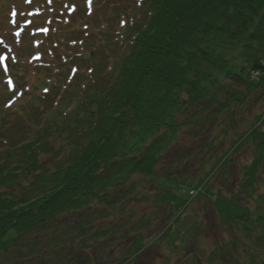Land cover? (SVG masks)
Instances as JSON below:
<instances>
[{"label":"trees","instance_id":"1","mask_svg":"<svg viewBox=\"0 0 264 264\" xmlns=\"http://www.w3.org/2000/svg\"><path fill=\"white\" fill-rule=\"evenodd\" d=\"M134 3L141 15L127 27L137 13L133 6L125 20L124 52L101 61L89 54L93 83L84 86L75 106L66 97L51 104L54 90L32 99V109L42 99L51 105L47 125L30 141L0 153V253L19 247V239L64 213L95 202L125 204L122 191L111 195L139 176L153 180L157 169L168 163L163 154L184 127L181 115L197 112L187 126L214 123L223 111L243 106L264 87V0ZM234 53L243 64L240 70L228 68ZM81 80L78 76L74 83ZM206 112L211 113L204 117ZM260 121L233 144L222 162L249 138L257 140ZM258 140L260 150L264 138ZM257 159L245 166L242 182L229 197L234 202L254 198L256 206H244V213L230 222L240 236L212 252L207 264H264V194L257 192L264 157ZM161 172L173 177L172 172ZM128 189L130 195L136 186ZM141 252L138 245L128 250L132 258Z\"/></svg>","mask_w":264,"mask_h":264},{"label":"rangeland","instance_id":"2","mask_svg":"<svg viewBox=\"0 0 264 264\" xmlns=\"http://www.w3.org/2000/svg\"><path fill=\"white\" fill-rule=\"evenodd\" d=\"M136 1L57 0L59 6L54 11L53 0H0V56L8 57L4 63L12 64L8 73L0 64V153L30 141L47 125L51 105L42 99L32 109V99L41 98L43 88L54 90L51 104L54 101L56 106L66 97L75 106L84 86L93 83L89 54L101 61L109 54L124 52L122 35L141 15ZM72 4L79 6L73 16ZM133 6L137 13L124 27L121 20L132 16ZM13 7L19 10L17 23H11ZM47 27L50 32L43 31ZM228 60V68L240 70L243 66L236 53ZM78 76L82 80L76 84ZM11 86L13 94L7 91ZM253 93L243 106L232 105L214 123L207 120L187 126L197 112L181 115L184 127L164 151L168 163L157 169L154 181L139 176L127 183L135 185L138 193L135 190L129 195L126 185L114 191L111 198L120 191L121 198L127 197L123 205L95 202L92 207L62 214L45 228L19 239V247L1 252L0 264H120L124 260L128 264H207L212 252L240 236L230 222L244 213V206L252 210L256 206L254 198L240 197L236 202L229 198L242 182L245 166L264 157V148H256L258 139L264 138V87ZM260 118L261 131L254 134L257 140L249 138L222 162ZM178 160L181 174H162L163 170H179ZM169 162L174 167L168 166ZM259 178L257 192L264 194V167ZM193 190L201 191L192 197ZM139 234L143 238L137 241ZM134 245L142 247V252L132 258L128 250Z\"/></svg>","mask_w":264,"mask_h":264},{"label":"snow or ice","instance_id":"3","mask_svg":"<svg viewBox=\"0 0 264 264\" xmlns=\"http://www.w3.org/2000/svg\"><path fill=\"white\" fill-rule=\"evenodd\" d=\"M43 31H47V29H43ZM8 59V57H5V56H0V64H4V61L5 60H7ZM3 71L5 72V73H7L8 71H9V67H8V65L7 64H4V68H3ZM8 84L9 85H11L12 84V81H11V79H9L8 80ZM45 91H47V89L45 90ZM10 106V105H9ZM149 264H151V262H149Z\"/></svg>","mask_w":264,"mask_h":264}]
</instances>
